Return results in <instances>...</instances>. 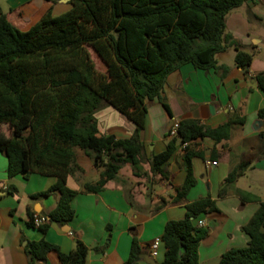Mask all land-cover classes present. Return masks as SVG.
<instances>
[{"label":"trees","instance_id":"obj_1","mask_svg":"<svg viewBox=\"0 0 264 264\" xmlns=\"http://www.w3.org/2000/svg\"><path fill=\"white\" fill-rule=\"evenodd\" d=\"M246 1L71 0L69 10L60 15L48 10L27 30L12 24L0 6V151L8 158L9 176L34 172L57 177L50 188L33 195L58 196L56 206L45 214L48 222L38 228L46 231L51 223L75 216L72 200L78 191L66 181L77 148L100 170L99 180L87 184L85 192L102 190L126 164L136 175L142 173V145L137 138L100 133L96 113L104 105L143 128L149 101L158 99L170 113L163 90L169 74L184 64L215 68L216 55L234 47L236 64L244 69L251 65L254 53L242 50L226 31V16ZM90 49L100 58L101 68ZM256 79L264 91V72ZM258 114L264 121V107ZM243 122L244 117H237L211 128L195 120L181 121L178 135L152 157V171L158 172L178 146L188 143L183 148L188 175L177 188L176 200L185 197L195 183L192 159L203 156L193 143L206 137L222 142L230 137L234 123ZM238 174L231 173L225 184ZM8 192L14 194L17 187ZM224 193L223 187L219 194ZM214 211H218L215 200L206 197L187 204L184 218L169 220L161 236L165 257L157 264H200L199 247L207 230L197 220ZM34 215L30 211L33 226ZM243 230L250 237L248 245L228 249L219 264H264V202ZM54 249L57 246L45 239L30 241L28 264L45 261ZM88 252L78 240L59 257L62 264H86ZM141 255L139 239L134 237L128 264H137Z\"/></svg>","mask_w":264,"mask_h":264},{"label":"crops","instance_id":"obj_2","mask_svg":"<svg viewBox=\"0 0 264 264\" xmlns=\"http://www.w3.org/2000/svg\"><path fill=\"white\" fill-rule=\"evenodd\" d=\"M0 6L12 24L27 30L48 10L54 15L69 10L71 0H0ZM226 31L242 50L254 53L248 68L236 64L234 47L216 55L215 68L184 64L169 74L163 90L170 113L158 99L149 101L143 128L109 105L96 113L100 133L137 138L142 145V173L136 175L126 164L102 190L85 192L87 184L99 180L100 170L77 148L66 181L78 191L70 221L51 223L46 231L31 225L30 211L45 215L56 206V194L33 195L50 188L57 177L34 172L9 176L8 158L0 151V264H28L27 244L41 239L57 249L36 264H62L59 253L70 252L78 240L89 248L86 264H128L134 237L142 254L148 255V260L140 258L137 264H157L164 259L166 247L161 242L158 255L153 256L151 242L161 238L169 220L185 217L187 204L206 197L215 200L218 211L197 220L207 230L199 247L200 264H219L228 249L248 245L250 237L243 227L264 202V121L258 114L264 107V91L256 79L264 72V0H248L230 11ZM222 66L229 67L227 73ZM237 117H244V122L233 124L228 139L216 142L206 137L193 143L203 153L192 159L195 183L185 197L176 200L177 188L188 175L183 159L188 143L178 146L158 172L151 165L152 157L166 149L173 122L195 120L217 128ZM235 171L236 179L225 184ZM12 186L17 187L14 194L8 192ZM223 187L225 193L220 195Z\"/></svg>","mask_w":264,"mask_h":264},{"label":"built area","instance_id":"obj_3","mask_svg":"<svg viewBox=\"0 0 264 264\" xmlns=\"http://www.w3.org/2000/svg\"><path fill=\"white\" fill-rule=\"evenodd\" d=\"M180 126V121L175 120L173 122V124L171 125V127L169 128L168 131V136L170 138H173L175 136L178 135V129ZM185 145V144H184ZM216 162H214L215 164ZM48 222V218L45 215H41V214H35L34 215V225L36 227H40L43 223ZM202 222L199 223V226H202ZM162 242L161 238H156L155 240H153L150 244V247L152 248V255L153 256H157L158 255V249H159V245Z\"/></svg>","mask_w":264,"mask_h":264},{"label":"rangeland","instance_id":"obj_4","mask_svg":"<svg viewBox=\"0 0 264 264\" xmlns=\"http://www.w3.org/2000/svg\"><path fill=\"white\" fill-rule=\"evenodd\" d=\"M90 51H91L92 57H93V59H94L96 65H97V67H98V68H101V61H100V58L96 55V53H95L92 49H90ZM2 129H3V130H6V127L3 126Z\"/></svg>","mask_w":264,"mask_h":264},{"label":"water","instance_id":"obj_5","mask_svg":"<svg viewBox=\"0 0 264 264\" xmlns=\"http://www.w3.org/2000/svg\"><path fill=\"white\" fill-rule=\"evenodd\" d=\"M181 253H182V251H181ZM140 258H145V259H147L148 260V255H146V254H142L141 256H140ZM153 264H155V261H151ZM136 262L135 261H133V262H131L130 264H135Z\"/></svg>","mask_w":264,"mask_h":264}]
</instances>
